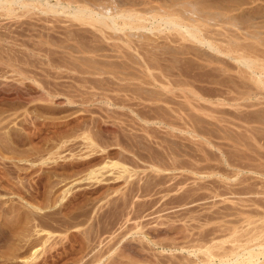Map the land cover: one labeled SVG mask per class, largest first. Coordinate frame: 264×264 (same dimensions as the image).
Masks as SVG:
<instances>
[{"label": "rangeland", "instance_id": "1", "mask_svg": "<svg viewBox=\"0 0 264 264\" xmlns=\"http://www.w3.org/2000/svg\"><path fill=\"white\" fill-rule=\"evenodd\" d=\"M163 2L164 1L156 2L157 5L162 6V8H164L163 10H168L166 8V5L168 7H170L172 5V3L170 1H165L164 3ZM184 2H186V3H184ZM188 3H189V7H186V6H188L187 5ZM173 4H174V6L172 5L171 6L172 8L171 7L170 8L174 9V10L183 11L184 7L188 8L187 9V10H189L188 12L189 13L192 12V13H191V15L189 14L190 16H188V15L187 16L188 17H194L196 19V22H200V21H198L197 18L199 15H201L202 12H203V15L207 14L209 16V17H206V19H209L212 17L217 19V21L220 19L219 20L220 22L221 21L224 22V24L221 22L223 24V26H226L225 25L226 24L225 21H227L226 19H228V20L234 19L238 29H237V27L234 29L229 24H227V27L228 26L230 27V28L228 27L229 31L232 29L230 31V33L233 31L232 34H234V32H238V34H239L238 39H240V40H238L239 43L240 44L243 43L244 45H247V44L249 45V43L250 44L255 43L254 47L256 49H259L257 51V56H258L259 51H260L259 55L261 54L262 50L264 51V44H263L264 43V0H176L175 2H173ZM190 5H193V7ZM173 7H176L178 9H175ZM179 7H180V9H179ZM192 8H194L195 10ZM193 10H194V12H193ZM196 10L198 11V13ZM22 12H24V11H22ZM22 12L19 9L14 13L15 16L11 15L12 17H10V16L7 17V15L6 16L0 15V36L2 35L1 36L2 39L0 38V40H2V41H0V58H1L0 59V117H1L0 118V125H1L0 126V264H171L172 260H173L172 264H177V263L178 264H193V263L194 264H202L201 258L203 256L199 252L201 250H199V248H197V250H196V248H192L193 244H194V246H196L198 244L199 245L202 244V242L203 243L205 242L204 244L206 245L209 238H210V240L208 242L209 244L206 246H209L210 243L213 244L215 242L214 244H217V243L219 244V243H222L221 241H223L225 246H224V244H222V245L224 246L225 249H228L231 245L230 242H228L229 237H230V241H232L231 239L234 237L232 234H234V232L235 233L238 232L237 233L238 236L235 235V237L237 236V237H241V239L242 238L245 239V240L242 239V241L240 240L242 242V244H245V242L243 243V241H246V243H247L246 239L251 237L248 235H251L252 234L251 232L254 233V231H256V227H259L258 225H260L264 221V219L261 221V219L264 217V209H263L264 204H262V201L264 200L263 199L264 198V194H263L264 193L263 192L264 191V186H263L264 184H262V183H264V174H263L264 173V170H263L264 166L262 167V165H264V136H263L264 135V125L260 124L259 121H257L256 119L253 118L254 113H255L254 114L255 116L257 115L256 112H254V111H257V113L259 112V114L261 112H263V113H261V115L264 116V88H259L258 90L253 88V91L256 90L259 94L255 91L256 95L251 96L249 99H246V100L242 99V100H239V101L234 103L232 99H233V97L234 98L236 97L235 94L234 93L233 94L232 93L227 94L228 89L226 87L220 86L217 83L214 84L213 82H216V81L219 82V80H217V79H220L221 81H223L225 77H228V74L230 72L229 76L232 75L231 77L234 79V81L237 78L236 82L239 83V81H240V84H239L240 86H242V85L244 86L245 83H246L245 86H247L248 84H250L252 86L253 83L249 80H246V81L243 80L245 83L241 84L242 79H238L236 71L234 72V70H236L235 67H237V64L232 59L230 60V58H227L226 56L219 55V57L224 58L223 61L225 60L226 63H228V64H226V66L228 65V67L229 66L230 67L235 66V67H234V69H233V67H231V71L227 72L228 74L225 73L224 76L223 75L217 76L218 73L217 74L215 72L212 73V70H211L212 67L216 68L218 66V64H212L213 66L210 65V66H208V68H205V67H207L205 65V64H207L205 61L202 60L203 61L202 62L200 60V63H199V61H198L199 59H196V57H194L195 55L193 52H195V51H193V49H192L193 52H191L190 56H189V53L186 56H185V54H181V55L177 54L176 63L178 65L176 63H174V66H175V64L177 66V67H174L173 65H171V63L174 62L176 55H173V57L174 56L175 57L173 58L174 60L172 62H171V58H172L171 55L175 54L177 52L180 53L179 49H181V45L184 46V48L186 47L185 45H187V47L185 48L186 50H187V48H190L191 47V45L189 44L190 42L187 41L185 44L180 39L174 40L178 35L176 36L174 34L176 36V37H174V35H172L174 32L172 33L171 30H169V31L167 30L169 33H171V34H168V32L166 31L167 28L166 29H165V27L163 28L162 24H157L156 21L153 20L154 15L151 13H147V12L144 13V14H146V16L143 14L144 17L146 18V23L148 22L146 24L147 27L150 28L152 26V22H153V23L157 24V25L154 24V26L163 32H160L159 30L155 29L154 26H153L154 29L151 27L150 29L146 28L144 30L143 29L139 30V34H137L138 33L137 30H134L135 32L132 30L134 33L129 31V33H131L132 35L134 34L135 37L141 38L137 41L136 38L134 37L133 39H134V41L136 40V42H133V41H128L127 39H129V38L123 39L124 37L129 36L131 38L129 40H133L131 35H129V33H127V35H125L124 33L119 32V33H116V35L118 34L116 36L115 33L112 34V32H109V31H107L108 35H106L107 34L106 32L104 34L106 35V37L109 36V38L112 36L113 39L107 40L108 38L106 39L105 37H103V36H105L104 34L101 33L103 35V36H101L99 31L94 30L95 28L94 29H93V27L89 28L90 25L89 26L83 25V24H80L79 22L73 21L72 19H71L72 20L71 21L69 17H67V16L65 17L64 15H58V16L57 15H51V14L43 15L41 13H38V11H32L33 13L32 12L22 13ZM199 12H201V13H199ZM179 13L182 14V12H179ZM179 13H177V14L179 15ZM177 14L175 16L180 18V15L178 16ZM183 14H185V13H183ZM196 14L197 15L199 14V15L197 16ZM195 15H196V17H195ZM31 16H32V18H31ZM48 16H49V18H48ZM184 16L185 15H183V17L181 16V18H180L181 21H183V20H185V18H187V16H185V17ZM65 18H67V19H65ZM182 18H184V19H182ZM199 18H200V20H202L204 18V16L202 17V15H201ZM206 19H205V21H206ZM20 20H21V22H20ZM17 21H18V23H17ZM185 21H187V20H185ZM185 21H183V22L185 23ZM35 23H36V26H35ZM70 23H71V26H70ZM200 23H202V22H200ZM212 23H213V21H212ZM221 23H220V25H221ZM150 24H151V26H150ZM52 25H53V27H52ZM159 25H160L161 29L159 28ZM27 26H28V28H26ZM37 26L39 27V29ZM223 26H221V27H223ZM68 27L70 30L68 29ZM85 27L87 28V30ZM33 28H35V29L33 30ZM214 28L218 29L217 26ZM223 28H225V30L222 29L221 31L226 32V27H223ZM48 29H50V30H48ZM148 29L150 31L151 30L152 31L150 32ZM219 29H221V28H219ZM155 30H157L158 32ZM236 30H238V31H236ZM62 33H64V35H62ZM110 33H111V35H110ZM226 33H228V31ZM241 33H242V35H241ZM5 34H7V35L5 36ZM119 34H122V35H120L121 37L119 36ZM135 34H137V36ZM162 34H164V35H162ZM243 34H245V35H243ZM34 35H35V37H33ZM75 35H76V37L74 38ZM139 35H142V36L140 37ZM21 36H23V37H21ZM52 36H53V38H52ZM56 36H57L58 40H57ZM116 37H119V39H117ZM142 37H143V40H142ZM253 37L254 38L256 37V38L254 39ZM121 38L123 40H121ZM178 38H179V36L177 37V39ZM257 38H258V40H257ZM11 39H13V40L11 41ZM44 39H45V41H44ZM144 39H145V41H144ZM260 39H262V40H260ZM69 40H71V41H69ZM167 40L173 44L169 43ZM173 40H174V42H172ZM87 41H88V43H87ZM97 41L98 42L100 41V42L98 43ZM125 41L126 42L128 41L129 44H126ZM147 41H150V42H147ZM162 41L165 45L162 43ZM175 41L176 42L181 41V43H176ZM63 42H65V44ZM82 42L86 46L83 45V47H82V44H81ZM104 42H106V43H104ZM123 42H125L126 46ZM140 42L142 44L139 45L138 43H140ZM108 43H110V44H108ZM259 43H260V45H259ZM178 44H180V45H178ZM100 45H101V47H100ZM102 45H103V47H102ZM117 45L120 47H118ZM121 45H124L125 49ZM127 45H128V48H127ZM192 45H194V44H192ZM133 47L135 48L134 49L135 51L133 50ZM140 47H142V48L139 50L138 48H140ZM175 47L179 48V49L178 48L176 49L177 52L175 50H171V49H175ZM35 48H37V49H35ZM93 48H95L96 50ZM157 48H159V49L157 50ZM160 48H162V50ZM41 50H42V52H41ZM88 50L90 52H88ZM114 50H116V52ZM138 50L140 52H142L143 54L146 52V50H147V52L149 51L150 54H152V55L154 53V55H157L156 58L159 56L158 59H159L160 63L158 62V60H156V61L159 63V65H162L161 66L162 69L157 68V67H160L158 65V63L156 64V67H154L155 63L152 65V67H154V69L151 67H148L150 65L149 62H151V61L148 62V60H146V59H148V55L146 54L147 52L145 53L147 56L145 54L143 55V56H146L147 58L145 57V58L140 59L142 57V55H141L142 53L138 54L139 53ZM186 50H184V51H186ZM172 51H174V52H172ZM207 51H208V53L210 52L209 50H207ZM74 52H76V53L74 54ZM126 52H128L129 54H127ZM149 52H148V54H149ZM166 52H167V54H166ZM170 52H172V53L170 54ZM125 53H126V55H125ZM113 54H114V56H113ZM262 54L264 55V52H262ZM262 54H261V56H263ZM62 55H63V57H62ZM69 55H70V57H69ZM129 55H130V57L128 60V59H126V57ZM135 55H136V57H135ZM160 55H162L164 57L161 56V58H160ZM178 55H180V56H178ZM83 56L86 58H84ZM138 56H141V57H138ZM2 57L4 58V60ZM185 57H187L186 58L187 60H188V57H190V58L187 61L185 59ZM69 58H71V59H69ZM262 58L264 59V56ZM143 59H145L144 61H147V62L144 63ZM179 59H181V60H179ZM195 59H196V61H195ZM58 60L60 63L58 62ZM110 60H111V62H110ZM167 60H170V61L168 62ZM18 61H20V62H18ZM67 61H69V62H67ZM80 61H82V62L80 63ZM120 61H122V63ZM225 61H224V63H225ZM37 63H38V65H37ZM124 63H125V65H124ZM138 63H140V64H138ZM146 63L148 64V66ZM168 63H170V64H168ZM186 63H187V66H184V65H186ZM203 63L205 66L203 65ZM98 64H100V66ZM151 64H152V62H151ZM193 64H197V66L193 65ZM79 65H81L82 67ZM120 65H122V66H120ZM165 65L169 68H167ZM219 65L220 66H218V67L223 66L222 64H219ZM91 66H92V68H91ZM112 66L115 67L116 69L113 68ZM134 66H135V69H134ZM180 66H181V68H180ZM18 67H20V68H18ZM36 67H38V68H36ZM88 67H90V68H88ZM102 67H103V69H100ZM109 67L110 68L112 67L115 71L112 70V68H111V70L108 69ZM131 67H133V68H131ZM163 67H166L167 69H170V70L172 69L171 67H174V69H172L173 72H176V69H177L176 73H178L180 71L183 74L190 76L189 78H191L193 80L194 88L196 87L195 89H193V91L197 94H199V92H200L199 95L201 96V98L197 97V96H199L197 94H196L197 96L195 95L197 97L196 98L194 96V94H192L193 92L190 93V95H191L190 97H192L191 99H193V100H194V98H195V100L197 99L195 102L193 100H191V105H190L191 107L189 106L190 108L187 107L188 106L187 104L184 105L186 107L182 106V104L181 105L178 104V103H180L181 100L183 101V99H182L183 96L178 94L179 90H180L179 93L182 92V90H181L182 88H180V89L177 88L178 90L173 89V88L167 90L166 89L167 85L166 86L163 85L164 82H166L165 79L162 81H160L161 78H159V79L157 78L158 80L154 79L155 76L156 77L158 76V72L160 73L159 69L163 70ZM186 67H187V69H186ZM192 67H194V68H192ZM75 68H77V70ZM128 68H129V70H128ZM195 68H197V69H195ZM99 69L101 70V72ZM157 69L159 71H156ZM180 69H182V71ZM190 69H192V70H190ZM132 70L133 71L135 70V71L133 72ZM150 70H152V71L150 72ZM164 70H166V69H164ZM194 70H195V72H194ZM52 71H54V72H52ZM91 71H95V72L92 73ZM106 71L109 73L105 74ZM119 71H120V73H119ZM208 71H210V72H208ZM27 72H29V73H27ZM110 72H111V74H110ZM141 72H143V73H141ZM198 73H200V74L198 75ZM38 74H39V76H38ZM124 74H127L128 77ZM131 74L132 75L135 74L134 75L135 77L133 78V76H131ZM154 74H156V75H154ZM68 75H69V77H68ZM114 75H116V76H114ZM213 75H214V77H213ZM11 76H12V78H11ZM81 76H82V78H81ZM120 76H121V78H120V80H118ZM193 76H195V77H193ZM234 76H236V78H234ZM32 77H34V78H32ZM46 77H48V78H46ZM115 77H117V78H115ZM143 77H144V79H142ZM220 77L221 78L223 77V78L221 79ZM88 78H89V80H88ZM197 78H199V79H197ZM85 79H87V80H85ZM95 79L97 81H95ZM105 79H106V81H105ZM153 80H156L158 82L153 81ZM197 80H199V82L203 81L200 83L204 86H201V84ZM210 80H211V82H209L210 83L209 84L208 81H210ZM91 81H92V83H91ZM146 81H148L149 83ZM159 81L162 82L163 84L159 83ZM6 82H7V84H6ZM113 82H114V84H113ZM150 82H154V84H152V83L150 84ZM126 83L128 84V86ZM138 83L140 86L138 85ZM11 84H12V86H11ZM53 84H55V85H53ZM75 85L78 86V88ZM85 85H86V87H85ZM66 86H67V88H66ZM114 86H116V87H114ZM121 86L126 90H123V88ZM136 87H138V88L140 87L139 88L140 90L137 89L138 91H136V89H134ZM156 87H158V90H156L157 89ZM199 87L201 88L203 93ZM127 88L129 89L130 92L128 91ZM117 89H119V90H117ZM159 89H161L163 92ZM222 89H225L227 91V92L225 91L227 94V97H226L227 99H228V95L230 96L232 94L230 96L231 100H229L230 98L226 101L224 100V99H226L224 97L226 95H225L224 90L222 91ZM250 89L252 90V88H250ZM84 90H86V91H84ZM121 90H123V91H121ZM154 90L162 92L161 93L162 96H161V94H158V92H155ZM169 90H172V91H170L172 93H170ZM204 90H205V92H204ZM245 90H246V88H244V91ZM248 90L249 89L247 87V91ZM62 91H63V93H61ZM133 91L134 92L136 91L139 93L136 94V92L134 93ZM141 91H143V92H141ZM166 91L170 94L175 95V96L172 97L173 95L168 94ZM173 91L175 92V94ZM164 92H165L166 98H165V95L163 94ZM67 93H69V94H67ZM106 93H108V94H106ZM123 93H125V94H123ZM155 93L157 95H160L157 99H155L157 97V95ZM221 93L224 94V96ZM13 94L15 96H13ZM65 94H66V96H65ZM119 94H121V95H119ZM126 94H127V97L125 96ZM177 94L179 96H181L182 98L181 97L178 98ZM130 95H131V97H130ZM116 96H117V100H116ZM121 96L123 98H121ZM124 96H125V98H124ZM144 96L147 98H144ZM169 96H171V97H169ZM13 97H14V99H13ZM118 97L120 98V100L118 99ZM175 97H177L179 100ZM221 97H223L224 99L221 100ZM71 98H72V100H71ZM149 98H151V99H149ZM162 98H163L164 102H163ZM167 98H171L170 99L171 101H168L169 99H167ZM17 99H18V101H17ZM112 99H113V101H112ZM122 99H124V100H122ZM157 100H158V102H157ZM172 100L173 101L175 100L174 103L172 102ZM121 101L124 102V105ZM132 101H133V103H132ZM166 101L169 103L172 102L173 104L172 103L169 104ZM184 101L182 102L183 104L185 103ZM127 102H129V103H127ZM135 102H138L139 104H137ZM153 102H155V103H153ZM192 102H193V105H192ZM207 102L210 103L209 106H208ZM117 103H118V105H117ZM121 103H122V105H121ZM197 103H199V104L202 103V104H200L201 105L200 106ZM242 103H245V104H242ZM251 103H252V106H251ZM261 103H263V105ZM158 104L161 106L164 105V106H162V108H163L162 110H161V106L159 107ZM211 104H213V106ZM234 104L235 105L240 104V106L241 105H245V106H241V107L239 106L238 107V108H240V110H239L238 108H236L237 105L235 106ZM155 105H157L158 108H156ZM177 105H178V107H177ZM143 106H144V108H143ZM153 106L155 108H153ZM192 106L194 107V109ZM146 107H148V108H146ZM179 107H181L182 109H179ZM195 107H197V108H195ZM204 107L205 108L207 107V108L204 109ZM208 107H209V109H208ZM213 107H215V108L213 109ZM152 108H153V110H151ZM186 108L188 109V112H187ZM219 108H222V111H224V112H222L221 109H219ZM89 109H90V111H89ZM111 109H112V111H111ZM147 109L149 112H147ZM155 109H160V110H155ZM164 109H166V110H164ZM176 109L178 110L177 113L175 111ZM189 109H192V110H189ZM201 109H202V111H201ZM215 109H216V112H214V115L216 113L215 116L218 120L215 118V116L213 115V112H212V111H215ZM236 109L239 112H236ZM123 110H124V112H123ZM181 110H183V111H181ZM209 110H210V112H209ZM225 110H226V115H225ZM141 111H143V112H141ZM153 111L156 114H154ZM184 111H186V114L189 115V117L185 114ZM206 112H207V114H206ZM217 112H219V114ZM232 112H234V113H232ZM147 113H149V114H147ZM183 113L185 114V117H184ZM240 113H241V115H240ZM249 113H251L252 115ZM110 114H112V115L110 116ZM177 114H179V115H177ZM180 114L181 115L183 114V115L181 116ZM237 114H239V115H237ZM248 115H250V116H248ZM179 116L182 118H180ZM242 116L243 117L246 116V118L244 117V119H243ZM202 117L203 118L205 117V118L203 119ZM251 117L256 121L253 122L254 120ZM192 118H194L195 120ZM3 119H5V120H3ZM238 119L241 120V122ZM246 119L248 121L250 120V122L246 121ZM251 119H252V121H251ZM123 121H124V123H123ZM170 121L173 122L172 123L173 127L170 126L171 125ZM201 122H202V124H201ZM232 122H234V123H232ZM242 122H244V123H242ZM251 122H253L254 124ZM130 124L133 126V129H132V126ZM141 124L143 125V127ZM179 124H181V125H179ZM233 125H235V126H233ZM255 125H257V126H255ZM224 126H226V127H224ZM191 127H193V128H191ZM119 128L121 129V132H120ZM196 128L198 130H196ZM216 128H218V129H216ZM246 128H248V129H246ZM252 128H253L254 132L252 131ZM126 129H129V130H126ZM222 129H223V131H219ZM135 130H136V132H135ZM155 130H157V131H155ZM192 131H194V132L197 131V132L194 133ZM198 131H200V133ZM151 132L153 135L150 134ZM168 132H169V134H168ZM204 132H205V134H203ZM225 132H227V133H225ZM236 132H238V133H236ZM224 133H225V135H224ZM248 133H249V135H248ZM231 134H233V135H231ZM31 135L34 137L32 138ZM147 135H148V137H146ZM165 135H166V137H165ZM182 135H183V137H182ZM222 135H224V136L222 137ZM247 135L250 136V138L247 137ZM97 136L100 137V139H97L98 138ZM142 136H144V137H142ZM176 136H178V137L176 138ZM254 136L257 138L255 139ZM93 137H94V139H93ZM118 137H119V139H118ZM145 137H146V139H145ZM195 137H197V138L195 139ZM127 138H129L130 141ZM143 138H144V140H143ZM85 139H87L88 141H86ZM258 139H259V141H258ZM104 140H107V142ZM113 140H114V142H113ZM136 140L138 141L139 144L136 142ZM246 140H248V142ZM151 141H153V143ZM236 141L238 143H236ZM250 141H251V143H250ZM111 142H112V145H111ZM141 142H142V144H141ZM187 142L189 144H187ZM206 143H207V145H206ZM178 144L180 145V147ZM212 144H215V145H212ZM146 145H148V146H146ZM164 145H165V147H164ZM221 145L225 146V148L221 149L222 148ZM253 145H255L256 147ZM106 146H108V147H106ZM144 147H145V149H143ZM253 147H254V149H253ZM165 148H168L169 151H167L168 149H165ZM181 148H183V149H181ZM174 149H175V151H174ZM228 149H229V151H228ZM136 150H137V152H136ZM205 150H206V152H203ZM239 150H241V152ZM170 151L172 154L168 153ZM105 152H106V154H105ZM120 152H123V153H120ZM156 152H157V154H156ZM212 152L214 155L211 154ZM235 153L237 155L239 154V156H237ZM241 153H243V154H241ZM181 154H182V156H181ZM233 154H234V156H233ZM118 155H119V157H118ZM218 155H221V156H218ZM235 155H236V157H235ZM171 156H172V158H171ZM229 156H230V158H229ZM240 156H243V158H240ZM244 156H245V158H244ZM156 157H157V159H156ZM213 157H215V158H213ZM252 157H254V160L252 159ZM177 158H178V160H177ZM179 158L181 161L179 160ZM200 159L205 160V161H201ZM214 159H217V160H214ZM246 159H248V160H246ZM250 159H252L253 161ZM144 160H146V161L149 160V162H146ZM157 160H159V161H157ZM237 160L239 162H237ZM240 160H242L243 163ZM151 161H152V163H151ZM199 161H201V162H199ZM175 162L178 164H176ZM189 162H190V164H189ZM207 162L208 163L210 162L212 164H210V163L208 164ZM185 164H188L187 166H189V165L190 166L187 167ZM242 164L245 165L247 168L244 167ZM169 165H171L173 167H174V165H176L178 170L177 169L170 170L172 168ZM240 165H241V167H240ZM183 166H184V168H183ZM191 166H192V169H191ZM215 166H217V167L213 168ZM162 167L164 169H162ZM180 167H181V169H180ZM168 168H170V169H168ZM206 168H208V169H206ZM226 168H227V170H226ZM194 170H196V171L198 170L199 172L197 171L198 172L197 173ZM202 171H204V172L206 171V172L204 173ZM230 172H231V174H230ZM249 175H250V177H249ZM174 176L176 177V180L178 182H176V180L173 179V178H175ZM251 176H253L252 177L253 180L251 179ZM255 176H258V177L256 178ZM152 177H153V179H152ZM213 178L215 180H213ZM238 178H240V180ZM172 181H174V182H172ZM258 181H260V182H258ZM195 183H196V185H195ZM159 184H160V186H159ZM172 185H173V188H172ZM246 185H248V186H246ZM261 185H262V187H261ZM151 186L152 187L154 186V187L152 188ZM226 186H227V188H226ZM192 188H193V190H192ZM209 188L210 189L214 188V189L210 190ZM255 188H257V189H255ZM148 189H149V191H148ZM153 189H155V190L153 191ZM187 189L189 191H187ZM166 191H167V193H166ZM258 191H260V192H258ZM154 192H156V193H154ZM219 192H221V193H219ZM205 194H206V196H205ZM218 194H220V195H218ZM203 195L205 197H203ZM244 195L246 197H244ZM260 195H262V196H260ZM251 196H252V198H251ZM237 197H239V198H237ZM240 197H241V199H240ZM202 198H204V199H202ZM233 198H236V199H233ZM245 198H246V200H245ZM157 199H159V200H157ZM237 200L238 201L242 200V201L240 203ZM250 200L251 201L253 200L252 202H255L256 204L252 203ZM192 201H193V203H192ZM235 201H236V203H235ZM246 201H249V203ZM155 202H157V203H155ZM243 202H244V204H242ZM259 204H260V206H259ZM262 206H263V208H262ZM239 208H241V209H239ZM250 210H251V212H250ZM259 211L262 212L263 214L259 213ZM245 212H247V213H245ZM255 212H257V213H255ZM186 213L189 215H187ZM228 213H230V214H228ZM214 214L216 215V217L214 216ZM220 214H223V215L221 216ZM236 214H238V215H236ZM205 215H207V216H205ZM236 217L237 218L239 217L238 218L239 220ZM227 218H229V220ZM235 218H236V220H235ZM257 218H259L260 220ZM212 219H214V220H212ZM227 220H228V222H226ZM252 220H253V222H252ZM211 221L212 222L214 221L215 223L214 222L212 223ZM203 222H205V223H203ZM232 225H234V226H232ZM247 225L249 227H247ZM250 226H252V227H250ZM261 226L262 227L264 226V222L261 224ZM228 227H230V228H228ZM236 227L238 229L237 231H236ZM167 228H168V230H167ZM211 228H214V229L216 228V229L214 230ZM232 228H233V230H232ZM250 228H251V231H250ZM201 230L204 232H202ZM227 231H228V234H227ZM243 231H245L247 234H245ZM197 232H199L200 234H198ZM190 233H191V235H190ZM248 233H251V234H248ZM263 234H264V232L262 233V235ZM213 235H215V236L213 237ZM217 235H218V237H217ZM231 235L233 236L232 238H231ZM245 235L248 237L246 238ZM203 237H205V238H203ZM212 237L215 239H213ZM263 237H264V235H263ZM263 237H261V238H263ZM220 238H223V240L221 239V241H220ZM203 239H207V241L203 240ZM237 239L239 240V238H237ZM192 240H194V241H192ZM216 241H217V243H216ZM218 241H220V242H218ZM172 242H173V244H172ZM193 242H195V243H193ZM225 242H227V243H225ZM179 243H181V244H179ZM248 246H249V244H248ZM231 247H232V245H231ZM181 248H183V249H181ZM195 251L197 252L196 255H195ZM173 256H175V257H173ZM262 261H263V259H260V262H262ZM181 262H183V263H181Z\"/></svg>", "mask_w": 264, "mask_h": 264}, {"label": "bare ground", "instance_id": "2", "mask_svg": "<svg viewBox=\"0 0 264 264\" xmlns=\"http://www.w3.org/2000/svg\"><path fill=\"white\" fill-rule=\"evenodd\" d=\"M162 2V1H170L171 3H172V5L174 6V4H173V2H175L176 0H0V15L2 16V15H4V16H6L7 15V17H12V16H15L14 15V13L17 11V10H21V12L22 11H24V12H26V13H30V12H32V11H38V13H41V14H43V15H49V14H51V15H64L65 17L67 16V17H69L70 18V20L72 19L73 21H76V22H79L80 24H83V25H90L89 26V28L91 27H93V29L94 30H96V31H99L100 32V34L102 33V34H104L105 32L107 33L106 35H108V32L107 31H109V32H112V34H114L115 33V35H116V33H124L125 35H127V33H129V31L130 32H133L134 30H137V34H139V30H144V29H146V28H149V27H147V23H146V18L144 17V15L146 16V14H144V13H151V14H153L154 15V21H156V23L157 24H162L163 25V28L165 27V29H166V31L168 30H171L172 31V35H178L179 36V38L177 39V37L174 35V37H176L174 40H182L185 44H186V42L188 41V42H190L189 44L191 45V47L190 48H187V50L185 49L186 47H187V45H185L186 47L184 48V46H182L181 45V49H179L178 47V49L180 50V53L179 52H177L176 51V47H175V49H171V50H175L177 53H175V54H172L171 55V62L174 60L173 58L175 57H173V55H176V58H175V60H174V62L173 63H171V65H173L174 66V63H176V60H177V54H185V56L189 53V56H190V54H191V52H193V51H195V52H193L194 53V57H196V59H199L198 61H199V63H200V60L202 61H205L207 64H205L207 67H205V68H208V66H210V65H212V64H218V66H220L219 64H222L223 66L222 67H218L217 65V67L216 68H213L212 66V73L213 72H215L216 74H217V76L218 75H223L224 76V74L225 73H227V72H229V71H231V67H233V69H234V67L235 66H229L228 67V65L226 66V64H228V63H226V61H225V63H224V61H223V57L221 58V57H219V55H221V56H226L227 58H230V60L232 59L236 64H237V67H235L236 68V70H234V72L236 71V73H237V77H238V79H242V83L241 84H243V83H245L243 80H249V81H251L252 83H253V85L251 86L250 84H248L247 86H245V84H244V86L242 87V86H240L239 84H240V81H239V83H237L236 82V76H234V78H236L235 79V81H234V79L231 77L232 75H230L229 76V74H230V72H229V74H228V77H225L224 78V80L223 81H221L220 79H217V80H219V82L218 81H216V82H213L214 84L215 83H217V84H219L220 86H224V87H226L228 90V92L225 90V89H222V91L224 90V92L226 91L227 92V94L228 93H234L235 94V98L233 97V102L235 103V102H237V101H239V100H242V99H244V100H246V99H249L251 96H254V95H256L255 93L257 92L256 90H258L259 88H264V59L262 58L264 55L262 54V52H264L263 50H262V52H261V54L263 55V56H261V54L259 55V52H258V56L260 57H258L257 56V51L259 50V49H256L255 47H254V44H250L249 43V45L247 44V45H244L242 42V44H240L239 43V41L238 40H240V39H238V37H239V34H238V32H234V34H232V32L230 33V31L232 30H228L229 28L227 27V24H229V25H231V27H233L234 29L237 27L236 26V22H235V20L233 21V20H228V19H226L227 21H225L226 22V26H223V24H224V22L223 21H217V19H215L214 17H212V18H209V19H206V17H209L207 14H205V15H203V12L201 13V12H199V13H201V15H202V17L204 16V22L202 21V20H200V16L201 15H197L198 16V21H200V22H202V23H200V22H196V19L194 18V17H188V16H190L191 15V13H189L188 11L189 10H187L188 8H186V7H189V3L187 4L188 6H186V7H184V9H183V11H178V10H174V9H171L172 7V5L170 6V7H168L166 4V8L168 9V10H163L164 8H162V6H159V5H157L156 4V2ZM163 2V3H164ZM177 3V2H176ZM184 3H186V2H184ZM160 4V3H159ZM182 4V3H181ZM161 5V4H160ZM163 5V4H162ZM180 5V4H179ZM185 6V5H184ZM190 6H192L193 7V5H190ZM177 7V6H176ZM176 7H173V8H175V9H178V8H176ZM182 8V7H181ZM179 9H180V7H179ZM192 9H194V8H192ZM195 10V9H194ZM194 10H193V12H194ZM191 11V10H190ZM197 11V10H196ZM24 12H22V13H24ZM179 12H182V14H180ZM33 13V12H32ZM177 13H179V15H180V18H181V16L183 17V15H185V16H187V18H185V20H187V21H185V20H183V21H185V23L183 22V21H181V19L179 18V17H176L175 15L177 14ZM183 13H185V14H183ZM196 13V12H195ZM194 13V14H195ZM197 13H198V11H197ZM18 14V13H17ZM35 14V13H34ZM144 14V15H143ZM190 14V15H189ZM209 14V13H208ZM12 15V16H11ZM19 15V14H18ZM150 15V14H149ZM152 15V16H153ZM178 15V14H177ZM178 15V16H179ZM193 15V14H192ZM196 15H195V17H196ZM3 16V17H4ZM37 16V15H36ZM184 16V17H185ZM42 17V16H41ZM62 17V16H61ZM19 18V17H18ZM21 18V17H20ZM31 18H32V16H31ZM48 18H49V16H48ZM51 18V17H50ZM54 18V17H53ZM58 18V17H57ZM148 18V17H147ZM220 18V17H219ZM232 18V17H231ZM234 18V17H233ZM17 19V18H16ZM29 19V18H28ZM36 19V18H35ZM65 19H67V18H65ZM149 19V18H148ZM182 19H184V18H182ZM205 19H206V21H205ZM236 19V18H235ZM8 20V19H7ZM6 20V21H7ZM56 20V19H55ZM71 20V21H72ZM222 20V19H221ZM29 21V20H28ZM27 21V22H28ZM54 21V20H53ZM70 21V22H71ZM212 21H213V23H212ZM237 21V20H236ZM20 22H21V20H20ZM33 22V21H32ZM219 22V23H218ZM17 23H18V21H17ZM31 23V22H30ZM45 23V22H44ZM151 23V22H150ZM156 23H153L152 22V26H151V24H150V26L153 28V26H154V24H156ZM220 23H221V25H220ZM56 24V23H55ZM79 24V25H80ZM156 24V25H157ZM7 25V24H6ZM26 25V24H25ZM30 25V24H29ZM38 25V24H37ZM54 25V24H53ZM53 25H52V27H53ZM73 25V24H72ZM82 25V26H83ZM35 26H36V23H35ZM65 26V25H64ZM70 26H71V23H70ZM218 27V29H216V28H214V27ZM221 26H223V27H226V32L228 31V33H226L225 31H221L222 29L223 30H225V28H223V27H221ZM12 27V26H11ZM38 27V26H37ZM51 27V28H52ZM76 27V26H75ZM150 27V28H151ZM155 27V26H154ZM158 27V26H157ZM7 28V27H6ZM26 28H28V26L26 27ZM49 28V27H48ZM63 28V27H62ZM86 28V27H85ZM149 28V29H150ZM159 28H160V25H159ZM219 28H221V29H219ZM18 29V28H17ZM35 28H33V30H34ZM38 29H39V27H38ZM42 29V28H41ZM57 29V28H56ZM68 29H69V27H68ZM73 29V28H72ZM78 29V28H77ZM83 29V28H82ZM92 29V30H93ZM148 29V30H149ZM154 29V28H153ZM155 29H157V30H159L158 28H156L155 27ZM161 29V28H160ZM237 29H238V27H237ZM19 30V29H18ZM48 30H50V29H48ZM70 30V29H69ZM86 30H87V28H86ZM133 30V31H132ZM157 30H155V31H157ZM163 30V29H162ZM5 31V30H4ZM10 31V30H9ZM12 31V30H11ZM36 31V30H35ZM40 31V30H39ZM54 31V30H53ZM80 31V30H79ZM128 31V32H127ZM147 31V30H146ZM150 31V30H149ZM152 31V30H151ZM150 31V32H151ZM160 32H163V31H161V30H159ZM167 31V32H168ZM235 31V30H234ZM236 31H238V30H236ZM240 31V30H239ZM14 32V31H13ZM19 32V31H18ZM64 32V31H63ZM66 32V31H65ZM73 32V31H72ZM75 32V31H74ZM89 32V31H88ZM98 32V33H99ZM135 32V31H134ZM133 32V33H134ZM158 32V31H157ZM165 32V31H164ZM12 33V32H11ZM32 33V32H31ZM57 33V32H56ZM60 33V32H59ZM97 33V32H96ZM156 33V32H155ZM237 33V34H236ZM13 34V33H12ZM22 34V33H21ZM24 34V33H23ZM54 34V33H53ZM101 34V36H103ZM137 34H135L136 36H137ZM145 34V33H144ZM168 34H171V33H169L168 32ZM4 35V34H3ZM7 34H5V36H6ZM17 35V34H16ZM31 35V34H30ZM29 35V36H30ZM49 35V34H48ZM61 35V34H60ZM62 35H64V33H62ZM71 35V34H70ZM105 35V34H104ZM106 35L105 36H103V37H105L107 40H110V39H113V37L111 38H109V36H107L106 37ZM110 35H111V33H110ZM118 35V34H117ZM116 35V36H117ZM120 35H122V34H119V36ZM129 35H131V37H132V39L135 37L134 36V34L132 35L131 33H129ZM152 35V34H151ZM154 35V34H153ZM162 35H164V34H162ZM238 35V36H237ZM241 35H242V33H241ZM243 35H245V34H243ZM2 36V35H1ZM1 36H0V38H1ZM10 36V35H9ZM38 36V35H37ZM42 36V35H41ZM44 36V35H43ZM79 36V35H78ZM92 36V35H91ZM94 36V35H93ZM100 36V35H99ZM140 37L142 36V35H139ZM138 36V37H139ZM169 36V35H168ZM167 36V37H168ZM16 37V36H15ZM18 37V36H17ZM21 37H23V36H21ZM33 37H35V35L33 36ZM70 37V36H69ZM76 37V35L74 36V38ZM115 37V36H114ZM121 37V36H120ZM241 37V36H240ZM247 37V36H246ZM12 38V37H11ZM40 38V37H39ZM44 38V37H43ZM52 38H53V36H52ZM56 38H57V36H56ZM64 38V37H63ZM82 38V37H81ZM95 38V37H94ZM117 39H119V37H116ZM126 38H129V39H131L129 36L128 37H124L123 39H126ZM136 38V40L138 41L139 39H141V38H137V37H135ZM145 38V37H144ZM169 38V37H168ZM167 38V39H168ZM254 38V37H253ZM256 38V37H255ZM254 38V39H255ZM2 39V38H1ZM4 39V38H3ZM8 39V38H7ZM16 39V38H15ZM32 39V38H31ZM42 39V38H41ZM46 39V38H45ZM45 39H44V41H45ZM122 38H121V40H123ZM129 39H127L128 41H133V42H136V40L134 41V39L133 40H129ZM155 39V38H154ZM153 39V40H154ZM244 39V38H243ZM247 39V38H246ZM253 39V40H254ZM263 39V38H262ZM262 39H260V40H262ZM9 40V39H8ZM13 39H11V41H12ZM17 40V39H16ZM22 40V39H21ZM34 40V39H33ZM57 40H58V38H57ZM67 40V39H66ZM76 40V39H75ZM87 40V39H86ZM142 40H143V37H142ZM174 40L172 41V42H174ZM257 40H258V38H257ZM0 41H2V40H0ZM19 41V40H18ZM36 41V40H35ZM47 41V40H46ZM62 41V40H61ZM69 41H71V40H69ZM93 41V40H92ZM126 42V44H129V42ZM144 41H145V39H144ZM152 41V40H151ZM160 41V40H159ZM168 41V40H167ZM39 42V41H38ZM37 42V43H38ZM43 42V41H42ZM49 42V41H48ZM78 42V41H77ZM84 42V41H83ZM83 42L81 43L82 44V47H83ZM86 42V41H85ZM98 42V41H97ZM100 42V41H99ZM98 42V43H99ZM125 42H123L124 44H125ZM147 42H150V41H147ZM157 42V41H156ZM169 42V41H168ZM176 42V41H175ZM260 42V41H259ZM53 43V42H52ZM64 44H65V42H63ZM87 43H88V41H87ZM91 43V42H90ZM104 43H106V42H104ZM112 43V42H111ZM119 43V42H118ZM154 43V42H153ZM162 43H163V41H162ZM169 43H171V42H169ZM176 43H181V41H177ZM224 43V44H223ZM263 43V42H262ZM9 44V43H8ZM12 44V43H11ZM36 44V43H35ZM43 44V43H42ZM45 44V43H44ZM48 44V43H47ZM46 44V45H47ZM108 44H110V43H108ZM113 44V43H112ZM117 44V43H116ZM121 44V43H120ZM119 44V45H120ZM126 44H125V46H126ZM139 45L140 44H142L141 42L140 43H138ZM164 44V43H163ZM168 44V43H167ZM171 44H173V43H171ZM175 44V43H174ZM188 44V45H189ZM192 44H194V45H192ZM246 44V43H245ZM264 44V43H263ZM18 45V44H17ZM90 45V44H89ZM94 45V44H93ZM135 45V44H134ZM151 45V44H150ZM165 45V44H164ZM178 45H180V44H178ZM189 45V46H190ZM259 45H260V43H259ZM262 45V44H261ZM21 46V45H20ZM63 46V45H62ZM76 46V45H75ZM84 46H86V45H84ZM111 46V45H110ZM118 46V45H117ZM121 46H123L124 47V49H125V46L124 45H121ZM133 46V45H132ZM158 46V45H157ZM161 46V45H160ZM188 46V47H189ZM2 47V46H1ZM7 47V46H6ZM59 47V46H58ZM68 47V46H67ZM66 47V48H67ZM94 47V46H93ZM100 47H101V45H100ZM102 47H103V45H102ZM113 47V46H112ZM118 47H120V46H118ZM154 47V46H153ZM162 47V46H161ZM172 47V46H171ZM43 48V47H42ZM45 48V47H44ZM47 48V47H46ZM86 48V47H85ZM117 48V47H116ZM122 48V47H121ZM127 48H128V45H127ZM142 47H140V48H138L139 50L141 49ZM167 48V47H166ZM259 48V47H258ZM35 49H37V48H35ZM51 49V48H50ZM68 49V48H67ZM81 49V48H80ZM88 49V48H87ZM93 49H95V48H93ZM103 49V48H102ZM123 49V50H124ZM130 49V48H129ZM135 48L133 47V50H134ZM145 49V48H144ZM151 49V48H150ZM159 48H157V50H158ZM161 50H162V48H160ZM168 49V48H167ZM183 49V50H182ZM192 49H193V51H192ZM3 50V49H2ZM40 50V49H39ZM43 50V49H42ZM42 50H41V52H42ZM83 50V49H82ZM96 50V49H95ZM94 50V51H95ZM98 50V49H97ZM104 50V49H103ZM112 50V49H111ZM138 50V51H139ZM156 50V51H157ZM184 50H186V51H184ZM207 50H209L210 52L208 53V51ZM27 51V50H26ZM34 51V50H33ZM32 51V52H33ZM49 51V50H48ZM47 51V52H48ZM52 51V50H51ZM50 51V52H51ZM64 51V50H63ZM107 51V50H106ZM115 52H116V50H114ZM118 51V50H117ZM120 51V50H119ZM122 51V50H121ZM127 51V50H126ZM130 51V50H129ZM128 51V52H129ZM135 51V50H134ZM137 51V50H136ZM165 51V50H164ZM170 51V50H169ZM182 51V52H181ZM31 52V53H32ZM46 52V51H45ZM56 52V51H55ZM78 52V51H77ZM88 52H90L89 50H88ZM93 52V51H92ZM97 52V51H96ZM128 52H126L127 54H129ZM146 52H147V50H146ZM145 52V53H146ZM149 52V51H148ZM148 52L146 53L147 55H148V59H146V60H148V62L149 61H151L152 62V64H151V62H149L150 63V65L148 66V64H147V66L148 67H151V68H153L154 69V67H156V64L159 62V59H158V57L156 58V56L157 55H154V53H153V55L152 54H150V52H149V54H148ZM155 52V51H154ZM172 52H174V51H172ZM172 52H170V54L172 53ZM24 53V52H23ZM62 53V52H61ZM76 52H74V54H75ZM126 53H125V55H126ZM140 53H142V52H140L139 51V53L138 54H140ZM144 53V54H145ZM152 53V52H151ZM159 53V52H158ZM22 54V53H21ZM45 54V53H44ZM69 54V53H68ZM124 54V53H123ZM134 54V53H133ZM143 53L141 54L142 55V57L141 56H138V57H141L140 59H142V58H145L146 56H143L144 55ZM157 54V53H156ZM163 54V53H162ZM165 54V53H164ZM166 54H167V52H166ZM43 55V54H42ZM67 55V54H66ZM90 55V54H89ZM119 55V54H118ZM132 55V54H131ZM159 55V54H158ZM180 55H178V56H180ZM2 56V55H1ZM49 56V55H48ZM53 56V55H52ZM107 56V55H106ZM113 56H114V54H113ZM133 56V55H132ZM161 56L162 55H160V58H161ZM168 56V55H167ZM183 56V55H182ZM9 57V56H8ZM17 57V56H16ZM37 57V56H36ZM59 57V56H58ZM62 57H63V55H62ZM68 57V56H67ZM69 57H70V55H69ZM73 57V56H72ZM84 57V56H83ZM82 57V58H83ZM93 57V56H92ZM99 57V56H98ZM129 57H130V55L129 56H127L126 57V59H128L129 60ZM135 57H136V55H135ZM162 57H164V56H162ZM3 58V57H2ZM20 58V57H19ZM51 58V57H50ZM77 58V57H76ZM84 58H86V57H84ZM132 58V57H131ZM134 58V57H133ZM147 58V57H146ZM187 57H185V59H186ZM189 58L190 57H188V60H189ZM1 59V58H0ZM9 59V58H8ZM25 59V58H24ZM27 59V58H26ZM38 59V58H37ZM64 59V58H63ZM69 59H71V58H69ZM88 59V58H87ZM137 59V58H136ZM163 59V58H162ZM165 59V58H164ZM168 59V58H167ZM192 59V58H191ZM196 59H195V61H196ZM3 60H4V58H3ZM12 60V59H11ZM19 60V59H18ZM53 60V59H52ZM61 60V59H60ZM67 60V59H66ZM114 60V59H113ZM120 60V59H119ZM145 59H143V61H144ZM156 60H158V62L156 61ZM179 60H181V59H179ZM187 60V59H186ZM185 60V61H186ZM187 60V61H188ZM193 60V59H192ZM54 61V60H53ZM73 61V60H72ZM136 61V60H135ZM162 61V60H161ZM168 62L170 61V60H167ZM202 61V62H203ZM9 62V61H8ZM17 62V61H16ZM18 62H20V61H18ZM38 62V61H37ZM40 62V61H39ZM58 62H59V60H58ZM65 62V61H64ZM67 62H69V61H67ZM82 61H80V63H81ZM87 62V61H86ZM110 62H111V60H110ZM118 62V61H117ZM116 62V63H117ZM121 63H122V61H120ZM125 62V61H124ZM129 62V61H128ZM127 62V63H128ZM145 62H147V61H144V63ZM166 62V61H165ZM178 62V61H177ZM190 62V61H189ZM2 63V62H1ZM14 63V62H13ZM22 63V62H21ZM26 63V62H25ZM51 63V62H50ZM57 63V62H56ZM60 63V62H59ZM155 63V64H154ZM160 63V62H159ZM159 63H158V65H159ZM9 64V63H8ZM47 64V63H46ZM55 64V63H54ZM62 64V63H61ZM65 64V63H64ZM69 64V63H68ZM67 64V65H68ZM85 64V63H84ZM95 64V63H94ZM97 64V63H96ZM103 64V63H102ZM109 64V63H108ZM119 64V63H118ZM130 64V63H129ZM132 64V63H131ZM138 64H140V63H138ZM154 64V67H152V65ZM166 64V63H165ZM168 64H170V63H168ZM177 64V63H176ZM176 64H175V66L174 67H177L176 66ZM33 65V64H32ZM37 65H38V63H37ZM63 65V64H62ZM73 65V64H72ZM92 65V64H91ZM99 66H100V64H98ZM105 65V64H104ZM103 65V66H104ZM115 65V64H114ZM124 65H125V63H124ZM167 65V64H166ZM165 65V66H166ZM178 65V64H177ZM190 65V64H189ZM193 65H196L197 66V64H193ZM192 65V66H193ZM201 65V64H200ZM203 65H204V63H203ZM204 65V66H205ZM230 65V64H229ZM233 65V64H232ZM4 66V65H3ZM19 66V65H18ZM46 66V65H45ZM79 66H81V65H79ZM102 66V65H101ZM109 66V65H108ZM107 66V67H108ZM118 66V65H117ZM116 66V67H117ZM120 66H122V65H120ZM127 66V65H126ZM146 66V65H145ZM144 66V67H145ZM160 67H157V68H161V66L162 65H159ZM170 66V65H169ZM184 66H187V63H186V65H184ZM183 66V67H184ZM6 67V66H5ZM41 67V66H40ZM68 67V66H67ZM75 67V66H74ZM73 67V68H74ZM82 67V66H81ZM106 67V66H105ZM113 67V66H112ZM111 67V68H112ZM129 67V66H128ZM147 67V68H148ZM167 67V66H166ZM163 67V70H161V69H159L160 70V73L158 72V76L156 77H154V79H159V78H161L160 79V81H162V80H164L165 79V81L166 82H164V84L162 83V82H160L159 81V83H162L163 85H167L166 86V89L168 90V89H171V88H173V89H177V88H182L181 90H182V92H180L179 93V91H178V94L179 95H182L183 96V98L181 97V96H179L178 94V98L179 97H181L182 99H183V101L185 102L184 104L180 101V103H178L177 101V103L178 104H182V106H184L185 104H187L188 106L187 107H189L190 105H191V100H193V99H191L192 97H190L191 95H190V93H192V94H194V96L197 94V93H195L194 91H193V89H195L194 88V83H193V80L191 79V78H189L190 76H188V75H185V74H183L182 72H178V73H176L177 72V69H176V72H173V70L172 69H174V67H171L172 69L170 70V69H167V68H169V67ZM199 67V66H198ZM18 68H20V67H18ZM25 68V67H24ZM36 68H38V67H36ZM62 68V67H61ZM88 68H90V67H88ZM87 68V69H88ZM91 68H92V66H91ZM98 68V67H97ZM96 68V69H97ZM111 68L109 67L108 69H110L111 70ZM113 68H115V67H113ZM112 68V70H114ZM123 68V67H122ZM131 68H133V67H131ZM180 68H181V66H180ZM192 68H194V67H192ZM204 68V69H205ZM3 69V68H2ZM1 69V70H2ZM15 69V68H14ZM23 69V68H22ZM54 69V68H53ZM67 69V68H66ZM72 69V68H71ZM76 70H77V68H75ZM100 69H103V67L102 68H100ZM99 69V70H100ZM107 69V70H108ZM116 69V68H115ZM121 69V68H120ZM134 69H135V66H134ZM140 69V68H139ZM150 69V68H149ZM156 69V68H155ZM164 69H166V70H164ZM186 69H187V67H186ZM195 69H197V68H195ZM203 69V68H202ZM210 69V68H209ZM75 70V71H76ZM81 70V69H80ZM119 70V69H118ZM117 70V71H118ZM127 70V69H126ZM128 70H129V68H128ZM158 69L156 70V71H159ZM181 71H182V69H180ZM184 70V69H183ZM190 70H192V69H190ZM6 71V70H5ZM29 71V70H28ZM49 71V70H48ZM55 71V70H54ZM54 71H52V72H54ZM85 71V70H84ZM104 71V70H103ZM115 71V70H114ZM133 71V70H132ZM135 71V70H134ZM133 71V72H134ZM152 70H150V72H151ZM155 71V72H156ZM233 71V70H232ZM8 72V71H7ZM11 72V71H10ZM57 72V71H56ZM59 72V71H58ZM66 72V71H65ZM86 72V71H85ZM92 73L93 72H95V71H91ZM100 72H101V70H100ZM122 72V71H121ZM138 72V71H137ZM148 72V71H147ZM184 72V71H183ZM188 72V71H187ZM194 72H195V70H194ZM197 72V71H196ZM208 72H210V71H208ZM3 73V72H2ZM23 73V72H22ZM27 73H29V72H27ZM26 73V74H27ZM51 73V72H50ZM61 73V72H60ZM64 73V72H63ZM87 73V72H86ZM103 73V72H102ZM108 74L109 72H105V74ZM119 73H120V71H119ZM123 73V72H122ZM121 73V74H122ZM140 73V72H139ZM138 73V74H139ZM141 73H143V72H141ZM185 73V72H184ZM214 73V74H215ZM4 74V73H3ZM33 74V73H32ZM35 74V73H34ZM48 74V73H47ZM55 74V73H54ZM69 74V73H68ZM71 74V73H70ZM98 74V73H97ZM104 74V73H103ZM110 74H111V72H110ZM113 74V73H112ZM120 74V75H121ZM146 74V73H145ZM160 74V75H159ZM200 73H198V75H199ZM205 74V73H204ZM215 74V75H216ZM232 74V73H231ZM25 75V74H24ZM37 75V74H36ZM51 75V74H50ZM123 75V74H122ZM124 75H126L127 76V74H124ZM135 74H131V76H133V78L135 77L134 76ZM154 75H156V74H154ZM194 75V74H193ZM197 75V74H196ZM195 75V76H196ZM197 75V76H198ZM208 75V74H207ZM235 75V74H234ZM34 76V75H33ZM38 76H39V74H38ZM53 76V75H52ZM62 76V75H61ZM72 76V75H71ZM114 76H116V75H114ZM195 76H193V77H195ZM226 76V75H225ZM27 77V76H26ZM68 77H69V75H68ZM92 77V76H91ZM100 77V76H99ZM125 77V76H124ZM128 77V76H127ZM141 77V76H140ZM151 77V76H150ZM192 77V76H191ZM203 77V76H202ZM213 77H214V75H213ZM231 77V78H230ZM11 78H12V76H11ZM32 78H34V77H32ZM46 78H48V77H46ZM65 78V77H64ZM79 78V77H78ZM81 78H82V76H81ZM80 78V79H81ZM102 78V77H101ZM115 78H117V77H115ZM120 78H121V76L119 77V79L118 80H120ZM153 78V77H152ZM221 78V77H220ZM223 78V77H222ZM221 78V79H222ZM57 79V78H56ZM71 79V78H70ZM79 79V80H80ZM84 79V78H83ZM109 79V78H108ZM125 79V78H124ZM129 79V78H128ZM142 79H144V77L142 78ZM147 79V78H146ZM157 79V80H158ZM197 79H199V78H197ZM207 79V78H206ZM209 79V78H208ZM15 80V79H14ZM25 80V79H24ZM41 80V79H40ZM85 80H87V79H85ZM84 80V81H85ZM88 80H89V78H88ZM104 80V79H103ZM122 80V79H121ZM130 80V79H129ZM139 80V79H138ZM201 80V79H200ZM205 80V79H204ZM23 81V80H22ZM72 81V80H71ZM95 81H97L96 79H95ZM100 81V80H99ZM105 81H106V79H105ZM113 81V80H112ZM131 81V80H130ZM143 81V80H142ZM153 81H156V80H153ZM198 82H199V80H197ZM196 81V82H197ZM206 81V80H205ZM215 81V80H214ZM44 82V81H43ZM47 82V81H46ZM102 82V81H101ZM110 82V81H109ZM135 82V81H134ZM146 82H148V81H146ZM156 82H158V81H156ZM155 82V83H156ZM200 82H203V81H200ZM199 82V83H200ZM209 82H211V80L210 81H208V83ZM25 83V82H24ZM38 83V82H37ZM67 83V82H66ZM91 83H92V81H91ZM98 83V82H97ZM100 83V82H99ZM108 83V82H107ZM128 83V82H127ZM126 83V84H127ZM131 83V82H130ZM144 83V82H143ZM149 83V82H148ZM154 84V82H150V84ZM166 83V84H165ZM206 83V82H205ZM249 83V82H248ZM6 84H7V82H6ZM52 84V83H51ZM65 84V83H64ZM71 84V83H70ZM90 84V83H89ZM113 84H114V82H113ZM121 84V83H120ZM125 84V83H124ZM149 84V85H150ZM161 84V85H162ZM201 84V83H200ZM199 84V85H200ZM210 84V83H209ZM53 85H55V84H53ZM52 85V86H53ZM62 85V84H61ZM67 85V84H66ZM72 85V84H71ZM93 85V84H92ZM98 85V84H97ZM102 85V84H101ZM100 85V86H101ZM105 85V84H104ZM123 85V84H122ZM132 85V84H131ZM135 85V84H134ZM138 85H139V83H138ZM156 85V84H155ZM159 85V84H158ZM160 85V86H161ZM198 85V84H197ZM196 85V86H197ZM206 85V84H205ZM11 86H12V84H11ZM22 86V85H21ZM51 86V87H52ZM59 86V85H58ZM76 86V85H75ZM90 86V85H89ZM127 86H128V84H127ZM140 86V85H139ZM201 86H204V85H202L201 84ZM208 86V85H207ZM20 87V86H19ZM25 87V86H24ZM45 87V86H44ZM56 87V86H55ZM74 87V86H73ZM77 88H78V86H76ZM85 87H86V85H85ZM92 87V86H91ZM109 87V86H108ZM114 87H116V86H114ZM119 87V86H118ZM122 87V86H121ZM133 87V86H132ZM146 87V86H145ZM164 87V86H163ZM175 87V88H174ZM210 87V86H209ZM215 87V86H214ZM247 87H248V91H247ZM30 88V87H29ZM53 88V87H52ZM51 88V89H52ZM66 88H67V86H66ZM70 88V87H69ZM68 88V89H69ZM82 88V87H81ZM96 88V87H95ZM104 88V87H103ZM120 88V87H119ZM123 88V87H122ZM140 88V87H139ZM138 87H136V88H134V89H136V91H138L137 89H139ZM150 88V87H149ZM157 89L156 90H158V87H156ZM200 88V87H199ZM216 88V87H215ZM244 88H246V90L244 91ZM250 88H252V90L250 89ZM253 88L254 89H256L255 91H253ZM55 89V88H54ZM61 89V88H60ZM67 89V90H68ZM85 89V88H84ZM91 89V88H90ZM128 89V88H127ZM131 89V88H130ZM133 89V90H134ZM172 89V90H173ZM186 91H185V90ZM210 89V88H209ZM213 89V88H212ZM220 89V88H219ZM22 90V89H21ZM66 90V89H65ZM99 90V89H98ZM97 90V91H98ZM101 90V89H100ZM113 90V89H112ZM117 90H119V89H117ZM123 90H126V89H124L123 88ZM123 90H121V91H123ZM140 90V89H139ZM143 90V89H142ZM152 90V89H151ZM159 90H161V89H159ZM172 90H169V92L170 91H172ZM178 90V89H177ZM200 90H201V88H200ZM208 90V89H207ZM206 90V91H207ZM215 90V89H214ZM221 90V89H220ZM53 91V90H52ZM64 91V90H63ZM63 91L61 92V93H63ZM80 91V90H79ZM83 91V90H82ZM84 91H86V90H84ZM88 91V90H87ZM128 91H129V89H128ZM127 91V92H128ZM132 91V90H131ZM135 91V92H136ZM147 91V90H146ZM145 91V92H146ZM149 91V90H148ZM155 91V90H154ZM153 91V92H154ZM162 91V90H161ZM202 91V90H201ZM217 91V90H216ZM215 91V92H216ZM49 92V91H48ZM54 92V91H53ZM76 92V91H75ZM95 92V91H94ZM93 92V93H94ZM117 92V91H116ZM130 92V91H129ZM134 92V91H133ZM132 92V93H133ZM134 92V93H135ZM141 92H143V91H141ZM140 92V93H141ZM151 92V91H150ZM149 92V93H150ZM155 92H158V94H161L162 92H160V91H155ZM160 92V93H159ZM167 92V91H166ZM174 92V91H173ZM204 92H205V90H204ZM209 92V91H208ZM226 92H225V95L226 96H224V94H222L225 98L227 97V94H226ZM57 93V92H56ZM66 93V92H65ZM80 93V92H79ZM91 93V92H90ZM103 93V92H102ZM137 93H139V92H136V94ZM152 93V92H151ZM150 93V94H151ZM168 93V92H167ZM166 93V94H167ZM170 93H172V92H170ZM170 93H168V94H170ZM202 93H203V91H202ZM207 93V92H206ZM205 93V94H206ZM211 93V92H210ZM258 93V92H257ZM19 94V93H18ZM46 94V93H45ZM67 94H69V93H67ZM106 94H108V93H106ZM105 94V95H106ZM111 94V93H110ZM117 94V93H116ZM123 94H125V93H123ZM156 94V93H155ZM164 95H165V92L163 93ZM167 94V95H168ZM174 94H175V92H174ZM199 94H200V92H199ZM199 94H197V95H199ZM208 94V93H207ZM206 94V95H207ZM217 94V93H216ZM231 94V95H232ZM259 94V93H258ZM71 95V94H70ZM80 95V94H79ZM100 95V94H99ZM103 95V94H102ZM119 95H121V94H119ZM141 95V94H140ZM157 95V94H156ZM155 95V96H156ZM170 95H173V94H170ZM176 95V96H177ZM196 95V96H197ZM204 95V94H203ZM221 95V96H222ZM230 95V96H231ZM13 96H15L14 94H13ZM46 96V95H45ZM65 96H66V94H65ZM75 96V95H74ZM113 96V95H112ZM123 96V95H122ZM121 96V98H123ZM126 97H127V94L125 95ZM125 96H124V98H125ZM139 96V95H138ZM137 96V97H138ZM146 96V95H145ZM144 96V98H147V97H145ZM150 96V95H149ZM154 96V97H155ZM160 95H157V97L155 98V99H157L158 97H159ZM161 96H162V94H161ZM175 95H173L172 97H174ZM195 96V97H196ZM220 96V95H219ZM230 96L228 95V99L230 98ZM234 96V95H233ZM238 96V97H237ZM21 97V96H20ZM48 97V96H47ZM82 97V96H81ZM106 97V96H105ZM108 97V96H107ZM130 97H131V95H130ZM143 97V96H142ZM153 97V96H152ZM169 97H171V96H169ZM197 97H200L201 98V96L199 95V96H197ZM196 97V98H197ZM206 97V96H205ZM213 97V96H212ZM19 98V97H18ZM80 98V97H79ZM88 98V97H87ZM91 98V97H90ZM114 98V97H113ZM133 98V97H132ZM165 98H166V95H165ZM175 98H177V97H175ZM177 98V99H178ZM258 98V97H257ZM2 99V98H1ZM13 99H14V97H13ZM21 99V98H20ZM110 99V98H109ZM118 99L120 100V98L118 97ZM137 99V98H136ZM139 99V98H138ZM149 99H151V98H149ZM154 99V98H153ZM152 99V100H153ZM161 99V98H160ZM167 99H169L168 101H171L170 99L171 98H167ZM166 99V100H167ZM222 99H224L223 97H221V100ZM227 98L226 99H224L225 101L226 100H228ZM50 100V99H49ZM71 100H72V98H71ZM76 100V99H75ZM97 100V99H96ZM99 100V99H98ZM116 100H117V96H116ZM118 100V101H119ZM122 100H124V99H122ZM128 100V99H127ZM146 100V99H145ZM162 100H163V98H162ZM179 100V99H178ZM197 100V99H196ZM195 100V98H194V102L196 101ZM229 100H231V98L229 99ZM17 101H18V99H17ZM20 101V100H19ZM112 101H113V99H112ZM136 101V100H135ZM151 101V100H150ZM175 101V100H174ZM174 101L172 100V102L174 103ZM211 101V100H210ZM209 101V102H210ZM213 101V100H212ZM249 101V100H248ZM258 101V100H257ZM72 102V101H71ZM117 102V101H116ZM122 102V101H121ZM126 102V101H125ZM130 102V101H129ZM129 102H127V103H129ZM156 102V101H155ZM155 102H153V103H155ZM157 102H158V100H157ZM160 102V101H159ZM163 102H164V100H163ZM167 102V101H166ZM171 102V103H172ZM204 102V101H203ZM218 102V101H217ZM246 102V101H245ZM256 102V101H255ZM123 103V105H124V102H122ZM122 103H121V105H122ZM132 103H133V101H132ZM135 103H137V104H139L138 102H135ZM167 103H169V102H167ZM171 103H169V104H171ZM172 103V104H173ZM208 103V102H207ZM211 103V102H210ZM210 103H208V106H209V104ZM247 103V102H246ZM250 103V102H249ZM258 103V102H257ZM260 103V102H259ZM87 104V103H86ZM120 104V103H119ZM145 104V103H144ZM151 104V103H150ZM197 104H199V103H197ZM200 104H202V103H200ZM199 104V105H200ZM215 104V103H214ZM231 104V103H230ZM242 104H245V103H242ZM262 105H263V103H261ZM117 105H118V103H117ZM127 105V104H126ZM130 105V104H129ZM146 105V104H145ZM148 105V104H147ZM176 105V104H175ZM192 105H193V102H192ZM212 106H213V104H211ZM216 105V104H215ZM221 105V104H220ZM223 105V104H222ZM235 105V104H234ZM233 105V106H234ZM237 105V104H236ZM235 105V106H236ZM254 105V104H253ZM257 105V104H256ZM259 105V104H258ZM142 106V105H141ZM156 106V108H158L157 107V105H155ZM158 106L160 107L161 105H159L158 104ZM162 106H164V105H162ZM162 106H161V110L163 109L162 108ZM195 106V105H194ZM201 106V105H200ZM232 106V107H233ZM240 106V104H238L237 105V107L236 108H238ZM241 106H245V105H241ZM240 106V107H241ZM249 106V105H248ZM251 106H252V103H251ZM250 106V107H251ZM86 107V106H85ZM89 107V106H88ZM104 107V106H103ZM126 107V106H125ZM133 107V106H132ZM149 107V106H148ZM148 107H146V108H148ZM172 107V106H171ZM177 107H178V105H177ZM184 107H186V106H184ZM191 107V106H190ZM189 107V108H190ZM193 107V106H192ZM211 107V106H210ZM216 107V106H215ZM215 107H213V109L215 108ZM84 108V107H83ZM143 108H144V106H143ZM150 108V107H149ZM153 108H155L154 106H153ZM153 108L151 109V110H153ZM195 108H197V107H195ZM207 108V107H206ZM205 107H204V109H206ZM217 108V107H216ZM225 108V107H224ZM230 108V107H229ZM244 108V107H243ZM260 108V107H259ZM99 109V108H98ZM179 109H182L181 107H179ZM193 109H194V107H193ZM208 109H209V107H208ZM212 109V110H213ZM218 109V108H217ZM219 109H221V111H222V108H219ZM226 109V108H225ZM239 110H240V108H238ZM254 109V108H253ZM263 109V108H262ZM115 110V109H114ZM113 110V111H114ZM122 110V109H121ZM136 110V109H135ZM146 110V109H145ZM155 110H160V109H155ZM164 110H166V109H164ZM185 110V109H184ZM186 110H187V112H188V109L186 108ZM189 110H192V109H189ZM197 110V109H196ZM200 110V109H199ZM211 110V109H210ZM210 110H209V112H210ZM224 110V109H223ZM232 110V109H231ZM250 110V109H249ZM255 110V109H254ZM89 111H90V109H89ZM107 111V110H106ZM109 111V110H108ZM111 111H112V109H111ZM172 111V110H171ZM176 111V113H177V109L175 110ZM180 111V110H179ZM181 111H183V110H181ZM201 111H202V109H201ZM205 111V110H204ZM219 111V110H218ZM220 111V112H221ZM244 111V110H243ZM246 111V110H245ZM2 112V111H1ZM120 112V111H119ZM123 112H124V110H123ZM122 112V113H123ZM137 112V111H136ZM141 112H143V111H141ZM146 112V111H145ZM147 112H149L148 111V109H147ZM154 112V111H153ZM160 112V111H159ZM158 112V113H159ZM165 112V111H164ZM185 112V114H186V111H184ZM194 112V111H193ZM192 112V113H193ZM198 112V111H197ZM208 112V113H209ZM213 112V115H214V112H216V109H215V111H212ZM222 112H224V111H222ZM229 112V111H228ZM235 112V111H234ZM234 112H232V113H234ZM236 112H239V111H237V109H236ZM248 112V111H247ZM250 112V111H249ZM253 112V111H252ZM254 112H256V116L253 114V118L254 119H256L257 121H259L260 122V124H262V125H264V116H262L261 115V113H263V112H261L260 114H259V112L257 113V111H254ZM93 113V112H92ZM110 113V112H109ZM112 113V112H111ZM118 113V112H117ZM116 113V114H117ZM121 113V114H122ZM130 113V112H129ZM152 113V112H151ZM161 113V112H160ZM218 114H219V112H217ZM244 113V112H243ZM246 113V112H245ZM125 114V113H124ZM147 114H149V113H147ZM154 114H156L155 112H154ZM184 114V113H183ZM182 114V115H183ZM185 114H184V117H185ZM190 114V113H189ZM198 114V113H197ZM206 114H207V112H206ZM224 114V113H223ZM229 114V113H228ZM249 114H251V113H249ZM11 115V114H10ZM109 115V114H108ZM112 114H110V116H111ZM118 115V114H117ZM126 115V114H125ZM124 115V116H125ZM139 115V114H138ZM152 115V114H151ZM150 115V116H151ZM158 115V114H157ZM177 115H179V114H177ZM181 115V114H180ZM181 115V116H182ZM187 115V114H186ZM192 115V114H191ZM212 115V116H213ZM215 115H216V113H215ZM214 115V116H215ZM225 115H226V110H225ZM236 115V114H235ZM237 115H239V114H237ZM240 115H241V113H240ZM252 115V114H251ZM148 116V115H147ZM156 116V115H155ZM188 117H189V115H187ZM196 116V115H195ZM206 116V115H205ZM228 116V115H227ZM234 116V115H233ZM248 116H250V115H248ZM247 116V117H248ZM108 117V116H107ZM126 117V116H125ZM131 117V116H130ZM129 117V118H130ZM141 117V116H140ZM144 117V116H143ZM159 117V116H158ZM157 117V118H158ZM180 117V116H179ZM197 117V116H196ZM224 117V116H223ZM238 117V116H237ZM240 117V116H239ZM243 117V116H242ZM245 118H246V116H244ZM244 117H243V119H244ZM1 118V117H0ZM10 118V117H9ZM111 118V117H110ZM153 118V117H152ZM180 118H182V117H180ZM203 118V117H202ZM201 118V119H202ZM205 118V117H204ZM203 118V119H204ZM210 118V117H209ZM215 118H216V116H215ZM229 118V117H228ZM231 118V117H230ZM250 118V117H249ZM252 118V117H251ZM252 118V119H253ZM119 119V118H118ZM138 119V118H137ZM173 119V118H172ZM192 119H194V118H192ZM191 119V120H192ZM200 119V120H201ZM217 119V118H216ZM234 119V118H233ZM236 119V118H235ZM252 119H251V121H252ZM253 119V120H254ZM3 120H5V119H3ZM2 120V121H3ZM26 120V119H25ZM94 120V119H93ZM92 120V121H93ZM176 120V119H175ZM181 120V119H180ZM179 120V121H180ZM188 120V119H187ZM195 120V119H194ZM199 120V119H198ZM208 120V119H207ZM218 120V119H217ZM220 120V119H219ZM226 120V119H225ZM230 120V119H229ZM239 120V119H238ZM256 120H254L253 122H255ZM32 121V120H31ZM34 121V120H33ZM91 121V120H90ZM147 121V120H146ZM153 121V120H152ZM185 121V120H184ZM221 121V120H220ZM236 121V120H235ZM240 122H241V120H239ZM243 121V120H242ZM246 121H248L247 119H246ZM6 122V121H5ZM150 122V121H149ZM159 122V121H158ZM171 122V121H170ZM188 122V121H187ZM190 122V121H189ZM207 122V121H206ZM238 122V121H237ZM248 122H250V120L248 121ZM247 122V123H248ZM253 122H251V123H253ZM7 123V122H6ZM32 123V122H31ZM92 123V122H91ZM123 123H124V121H123ZM173 122H171V127H173L172 124ZM205 123V122H204ZM215 123V122H214ZM230 123V122H229ZM232 123H234V122H232ZM242 123H244V122H242ZM257 123V122H256ZM22 124V123H21ZM46 124V123H45ZM182 124V123H181ZM181 124H179V125H181ZM196 124V123H195ZM200 124V123H199ZM201 124H202V122H201ZM207 124V123H206ZM211 124V123H210ZM231 124V123H230ZM237 124V123H236ZM235 124V125H236ZM246 124V123H245ZM250 124V123H249ZM254 124V123H253ZM3 125V124H2ZM88 125V124H87ZM119 125V124H118ZM117 125V126H118ZM127 125V124H126ZM125 125V126H126ZM131 125V124H130ZM135 125V124H134ZM142 125V124H141ZM214 125V124H213ZM227 125V124H226ZM235 125H233V126H235ZM1 126V125H0ZM132 126V125H131ZM139 126V125H138ZM191 126V125H190ZM237 126V125H236ZM244 126V125H243ZM248 126V125H247ZM252 126V125H251ZM255 126H257V125H255ZM128 127V126H127ZM136 127V126H135ZM142 127H143V125H142ZM151 127V126H150ZM149 127V128H150ZM183 127V126H182ZM188 127V126H187ZM200 127V126H199ZM216 127V126H215ZM221 127V126H220ZM224 127H226V126H224ZM90 128V127H89ZM94 128V127H93ZM110 128V127H109ZM141 128V127H140ZM191 128H193V127H191ZM223 128V127H222ZM249 128V127H248ZM248 128H246V129H248ZM40 129V128H39ZM91 129V128H90ZM112 129V128H111ZM118 129V128H117ZM116 129V130H117ZM120 129V128H119ZM132 129H133V126H132ZM131 129V130H132ZM200 129V128H199ZM216 129H218V128H216ZM220 129V128H219ZM226 129V128H225ZM106 130V129H105ZM123 130V129H122ZM126 130H129V129H126ZM150 130V129H149ZM196 130H198L197 128H196ZM205 130V129H204ZM227 130V129H226ZM225 130V131H226ZM231 130V129H230ZM255 130V129H254ZM262 130V129H261ZM91 131V130H90ZM93 131V130H92ZM97 131V130H96ZM95 131V132H96ZM112 131V130H111ZM145 131V130H144ZM143 131V132H144ZM155 131H157V130H155ZM179 131V130H178ZM219 131H223V129L222 130H219ZM233 131V130H232ZM252 131H253V128H252ZM256 131V130H255ZM41 132V131H40ZM59 132V131H58ZM89 132V131H88ZM87 132V133H88ZM94 132V133H95ZM110 132V131H109ZM119 132V131H118ZM120 132H121V129H120ZM124 132V131H123ZM126 132V131H125ZM135 132H136V130H135ZM153 132V131H152ZM152 132L150 133V134H152ZM180 132V131H179ZM182 132V131H181ZM191 132V131H190ZM192 132H194V131H192ZM195 132H197V131H195ZM194 132V133H195ZM199 133H200V131H198ZM229 132V131H228ZM234 132V131H233ZM240 132V131H239ZM254 132V131H253ZM92 133V132H91ZM132 133V132H131ZM130 133V134H131ZM185 133V132H184ZM223 133V132H222ZM225 133H227V132H225ZM225 133H224V135H225ZM236 133H238V132H236ZM235 133V134H236ZM241 133V132H240ZM239 133V134H240ZM258 133V132H257ZM256 133V134H257ZM100 134V133H99ZM103 134V133H102ZM133 134V133H132ZM142 134V133H141ZM144 134V133H143ZM147 134V133H146ZM149 134V135H150ZM155 134V133H154ZM168 134H169V132H168ZM182 134V133H181ZM203 134H205V132L203 133ZM242 134V133H241ZM11 135V134H10ZM39 135V134H38ZM112 135V134H111ZM120 135V134H119ZM123 135V134H122ZM121 135V136H122ZM137 135V134H136ZM153 135V134H152ZM224 135H222V137L224 136ZM229 135V134H228ZM231 135H233V134H231ZM248 135H249V133H248ZM247 135V137H249L250 138V136H248ZM255 135V134H254ZM262 135V134H261ZM32 136V135H31ZM37 136V135H36ZM89 136V135H88ZM103 136V135H102ZM118 136V135H117ZM130 136V135H129ZM135 136V135H134ZM204 136V135H203ZM264 136V135H263ZM30 137V136H29ZM34 136H32V138H33ZM92 137V136H91ZM98 137V136H97ZM126 137V136H125ZM138 137V136H137ZM136 137V138H137ZM142 137H144V136H142ZM146 137H148V135L146 136ZM146 137H145V139H146ZM165 137H166V135H165ZM169 137V136H168ZM175 137V136H174ZM178 136H176V138H177ZM182 137H183V135H182ZM185 137V136H184ZM226 137V136H225ZM234 137V136H233ZM255 137V136H254ZM86 138V137H85ZM132 138V137H131ZM150 138V137H149ZM173 138V137H172ZM197 137H195V139H196ZM229 138V137H228ZM257 137H255V139H256ZM90 139V138H89ZM93 139H94V137H93ZM97 139H100V137H98ZM118 139H119V137H118ZM123 139V138H122ZM128 140H129V138H127ZM133 139V138H132ZM174 139V138H173ZM239 139V138H238ZM263 139V138H262ZM86 141H88L87 139H85ZM138 140V139H137ZM136 140V142L138 143V141ZM143 140H144V138H143ZM167 140V139H166ZM199 140V139H198ZM197 140V141H198ZM249 140V139H248ZM248 140H246L247 142H248ZM96 141V140H95ZM104 141H106L107 142V140H104ZM109 141V140H108ZM130 141V140H129ZM171 141V140H170ZM185 141V140H184ZM183 141V142H184ZM254 141V140H253ZM252 141V142H253ZM258 141H259V139H258ZM99 142V141H98ZM101 142V141H100ZM113 142H114V140H113ZM152 143H153V141H151ZM156 142V141H155ZM194 142V141H193ZM201 142V141H200ZM246 142V143H247ZM148 143V142H147ZM161 143V142H160ZM164 143V142H163ZM178 143V142H177ZM198 143V142H197ZM229 143V142H228ZM234 143V142H233ZM236 143H238L237 141H236ZM243 143V142H242ZM245 143V144H246ZM250 143H251V141H250ZM259 143V142H258ZM86 144V143H85ZM84 144V145H85ZM109 144V143H108ZM121 144V143H120ZM119 144V145H120ZM132 144V143H131ZM139 144V143H138ZM141 144H142V142H141ZM169 144V143H168ZM182 144V143H181ZM187 144H189L188 142H187ZM202 144V143H201ZM222 144V143H221ZM227 144V143H226ZM249 144V143H248ZM93 145V144H92ZM101 145V144H100ZM111 145H112V142H111ZM118 145V144H117ZM126 145V144H125ZM161 145V144H160ZM179 145V144H178ZM198 145V144H197ZM206 145H207V143H206ZM212 145H215V144H212ZM88 146V145H87ZM94 146V145H93ZM97 146V145H96ZM124 146V145H123ZM122 146V147H123ZM136 146V145H135ZM146 146H148V145H146ZM188 146V145H187ZM186 146V147H187ZM192 146V145H191ZM201 146V145H200ZM222 146V145H221ZM241 146V145H240ZM253 146H255V145H253ZM92 147V146H91ZM106 147H108V146H106ZM112 147V146H111ZM134 147V146H133ZM158 147V146H157ZM164 147H165V145H164ZM172 147V146H171ZM178 147V146H177ZM176 147V148H177ZM179 147H180V145H179ZM230 147V146H229ZM232 147V146H231ZM256 147V146H255ZM86 148V147H85ZM132 148V147H131ZM139 148V147H138ZM169 148V147H168ZM168 148H165V149H168ZM194 148V147H193ZM219 148V147H218ZM225 148V146H222V148L221 149H224ZM236 148V147H235ZM245 148V147H244ZM88 149V148H87ZM92 149V148H91ZM123 149V148H122ZM135 149V148H134ZM143 149H145V147L143 148ZM159 149V148H158ZM161 149V148H160ZM181 149H183V148H181ZM201 149V148H200ZM206 149V148H205ZM209 149V148H208ZM220 149V148H219ZM227 149V148H226ZM253 149H254V147H253ZM218 150V149H217ZM243 150V149H242ZM90 151V150H89ZM95 151V150H94ZM108 151V150H107ZM133 151V150H132ZM135 151V150H134ZM155 151V150H154ZM167 151H169V149L167 150ZM174 151H175V149H174ZM193 151V150H192ZM200 151V150H199ZM212 151V150H211ZM224 151V150H223ZM228 151H229V149H228ZM235 151V150H234ZM240 152H241V150H239ZM93 152V151H92ZM109 152V151H108ZM129 152V151H128ZM136 152H137V150H136ZM166 152V151H165ZM203 152H206V150L205 151H203ZM225 152V151H224ZM246 152V151H245ZM120 153H123V152H120ZM159 153V152H158ZM168 153H171V151L170 152H168ZM167 153V154H168ZM174 153V152H173ZM176 153V152H175ZM182 153V152H181ZM192 153V152H191ZM209 153V152H208ZM234 153V152H233ZM257 153V152H256ZM105 154H106V152H105ZM109 154V153H108ZM127 154V153H126ZM125 154V155H126ZM135 154V153H134ZM156 154H157V152H156ZM160 154V153H159ZM172 154V153H171ZM193 154V153H192ZM200 154V153H199ZM210 154V153H209ZM211 154H213V152L211 153ZM217 154V153H216ZM236 154V153H235ZM241 154H243V153H241ZM122 155V154H121ZM120 155V156H121ZM140 155V154H139ZM163 155V154H162ZM165 155V154H164ZM177 155V154H176ZM214 155V154H213ZM228 155V154H227ZM237 155V154H236ZM236 155H235V157H236ZM260 155V154H259ZM258 155V156H259ZM136 156V155H135ZM141 156V155H140ZM139 156V157H140ZM145 156V155H144ZM143 156V157H144ZM150 156V155H149ZM155 156V155H154ZM160 156V155H159ZM175 156V155H174ZM178 156V155H177ZM181 156H182V154H181ZM200 156V155H199ZM218 156H221V155H218ZM233 156H234V154H233ZM237 156H239V154L237 155ZM118 157H119V155H118ZM146 157V156H145ZM161 157V156H160ZM194 157V156H193ZM197 157V156H196ZM201 157V156H200ZM199 157V158H200ZM203 157V156H202ZM206 157V156H205ZM209 157V156H208ZM262 157V156H261ZM124 158V157H123ZM128 158V157H127ZM171 158H172V156H171ZM175 158V157H174ZM186 158V157H185ZM195 158V157H194ZM198 158V159H199ZM210 158V157H209ZM213 158H215V157H213ZM212 158V159H213ZM217 158V157H216ZM221 158V157H220ZM229 158H230V156H229ZM232 158V157H231ZM240 158H243V156H240ZM244 158H245V156H244ZM250 158V157H249ZM126 159V158H125ZM156 159H157V157H156ZM187 159V158H186ZM202 159V158H201ZM200 159V160H201ZM206 159V158H205ZM219 159V158H218ZM236 159V158H235ZM252 159L254 160V157H252ZM252 159H250V160H252ZM123 160V159H122ZM132 160V159H131ZM147 160V159H146ZM146 160H144V161H146ZM161 160V159H160ZM164 160V159H163ZM172 160V159H171ZM177 160H178V158H177ZM179 160H180V158H179ZM214 160H217V159H214ZM227 160V159H226ZM230 160V159H229ZM246 160H248V159H246ZM252 160V161H253ZM257 160V159H256ZM127 161V160H126ZM157 161H159V160H157ZM174 161V160H173ZM181 161V160H180ZM187 161V160H186ZM194 161V160H193ZM192 161V162H193ZM201 161H205V160H201ZM201 161H199V162H201ZM241 162H242V160H240ZM146 162H149V160L148 161H146ZM197 162V161H196ZM228 162V161H227ZM226 162V163H227ZM231 162V161H230ZM237 162H239L238 160H237ZM151 163H152V161H151ZM163 163V162H162ZM174 163V162H173ZM176 163V162H175ZM182 163V162H181ZM198 163V162H197ZM196 163V164H197ZM205 163V162H204ZM208 163V162H207ZM210 163V162H209ZM208 163V164H209ZM222 163V162H221ZM236 163V162H235ZM243 163V162H242ZM158 164V163H157ZM176 164H178V163H176ZM189 164H190V162H189ZM193 164V163H192ZM207 164V165H208ZM210 164H212V163H210ZM214 164V163H213ZM233 164V163H232ZM247 164V163H246ZM153 165V164H152ZM156 165V164H155ZM186 166L188 165V164H185ZM206 165V164H205ZM221 165V164H220ZM219 165V166H220ZM238 165V164H237ZM243 165V164H242ZM248 165V164H247ZM116 166V165H115ZM169 166H171V165H169ZM180 166V165H179ZM182 166V165H181ZM190 166V165H189ZM189 166H187V167H189ZM193 166V165H192ZM192 166H191V169H192ZM196 166V165H195ZM202 166V165H201ZM234 166V165H233ZM239 166V165H238ZM244 167H246L245 165H243ZM264 165H262V167H263ZM206 167V166H205ZM204 167V168H205ZM217 166H215V167H213V168H216ZM222 167V166H221ZM240 167H241V165H240ZM252 167V166H251ZM261 167V168H262ZM166 168V167H165ZM171 168L172 169H170V168H168V169H170V170H175V169H177L178 170V168H177V166L176 165H174V167L173 166H171ZM183 168H184V166H183ZM220 168V167H219ZM247 168V167H246ZM162 169H164L163 167H162ZM161 169V170H162ZM180 169H181V167H180ZM199 169V168H198ZM206 169H208V168H206ZM211 170V169H210ZM217 170V169H216ZM226 170H227V168H226ZM237 170V169H236ZM235 170V171H236ZM246 170V169H245ZM260 170V169H259ZM262 170V169H261ZM263 170H264V168H263ZM193 171V170H192ZM194 171H196V170H194ZM198 171V170H197ZM196 171V172H197ZM213 171V170H212ZM229 171V170H228ZM227 171V172H228ZM199 172V171H198ZM197 172V173H198ZM202 172H204V171H202ZM206 172V171H205ZM204 172V173H205ZM223 172V171H222ZM261 172V171H260ZM182 173V172H181ZM214 173V172H213ZM221 173V172H220ZM224 173V172H223ZM233 173V172H232ZM203 174V173H202ZM230 174H231V172H230ZM264 174V173H263ZM223 175V174H222ZM254 175V174H253ZM150 176V175H149ZM159 176V175H158ZM165 176V175H164ZM163 176V177H164ZM167 176V175H166ZM232 176V175H231ZM173 177V176H172ZM175 177V176H174ZM193 177V176H192ZM216 177V176H215ZM241 177V176H240ZM249 177H250V175H249ZM252 177L253 176H251V179H252ZM256 178L258 177V176H255ZM158 178V177H157ZM196 178V177H195ZM194 178V179H195ZM247 178V177H246ZM255 178V179H256ZM152 179H153V177H152ZM161 179V178H160ZM173 179H175L176 180V177L175 178H173ZM209 179V178H208ZM239 180H240V178H238ZM250 179V180H251ZM261 179V178H260ZM159 180V179H158ZM157 180V181H158ZM163 180V179H162ZM170 180V179H169ZM172 180V179H171ZM203 180V179H202ZM213 180H215L214 178H213ZM212 180V181H213ZM217 180V179H216ZM226 180V179H225ZM248 180V179H247ZM253 180V179H252ZM167 181V180H166ZM228 181V180H227ZM236 181V180H235ZM238 181V180H237ZM151 182V181H150ZM172 182H174V181H172ZM176 182H178L177 180H176ZM192 182V181H191ZM204 182V181H203ZM202 182V183H203ZM215 182V181H214ZM258 182H260V181H258ZM152 183V182H151ZM150 183V184H151ZM161 183V182H160ZM165 183V182H164ZM168 183V182H167ZM171 183V182H170ZM208 183V182H207ZM226 183V182H225ZM241 183V182H240ZM175 184V183H174ZM254 184V183H253ZM262 184H264V183H262ZM189 185V184H188ZM195 185H196V183H195ZM221 185V184H220ZM226 185V184H225ZM239 185V184H238ZM257 185V184H256ZM159 186H160V184H159ZM169 186V185H168ZM191 186V185H190ZM224 186V185H223ZM246 186H248V185H246ZM245 186V187H246ZM254 186V185H253ZM264 186V185H263ZM152 187V186H151ZM154 187V186H153ZM152 187V188H153ZM167 187V186H166ZM178 187V186H177ZM192 187V186H191ZM197 187V186H196ZM199 187V186H198ZM211 187V186H210ZM215 187V186H214ZM218 187V186H217ZM221 187V186H220ZM242 187V186H241ZM261 187H262V185H261ZM165 188V187H164ZM172 188H173V185H172ZM190 188V187H189ZM204 188V187H203ZM207 188V187H206ZM226 188H227V186H226ZM259 188V187H258ZM175 189V188H174ZM173 189V190H174ZM210 189V188H209ZM208 189V190H209ZM214 188H212V189H210V190H213ZM255 189H257V188H255ZM155 189H153V191H154ZM176 190V189H175ZM192 190H193V188H192ZM204 190V189H203ZM207 190V189H206ZM209 190V191H210ZM229 190V189H228ZM248 190V189H247ZM251 190V189H250ZM147 191V190H146ZM148 191H149V189H148ZM169 191V190H168ZM187 191H189L188 189H187ZM195 191V190H194ZM218 191V190H217ZM256 191V190H255ZM197 192V191H196ZM195 192V193H196ZM258 192H260V191H258ZM262 192V191H261ZM264 192V191H263ZM149 193V192H148ZM152 193V192H151ZM150 193V194H151ZM154 193H156V192H154ZM153 193V194H154ZM158 193V192H157ZM166 193H167V191H166ZM178 193V192H177ZM188 193V192H187ZM198 193V192H197ZM218 193V192H217ZM219 193H221V192H219ZM245 193V192H244ZM257 193V192H256ZM159 194V193H158ZM164 194V193H163ZM173 194V193H172ZM175 194V193H174ZM189 194V193H188ZM194 194V193H193ZM201 194V193H200ZM231 194V193H230ZM242 194V193H241ZM247 194V193H246ZM250 194V193H249ZM254 194V193H253ZM264 194V193H263ZM197 195V194H196ZM212 195V194H211ZM218 195H220V194H218ZM223 195V194H222ZM151 196V195H150ZM164 196V195H163ZM162 196V197H163ZM170 196V195H169ZM173 196V195H172ZM205 196H206V194H205ZM204 195H203V197H205ZM258 196V195H257ZM260 196H262V195H260ZM174 197V196H173ZM193 197V196H192ZM196 197V196H195ZM209 197V196H208ZM244 197H246L245 195H244ZM181 198V197H180ZM237 198H239V197H237ZM251 198H252V196H251ZM259 198V197H258ZM263 198V197H262ZM178 199V198H177ZM193 199V198H192ZM198 199V198H197ZM200 199V198H199ZM202 199H204V198H202ZM233 199H236V198H233ZM240 199H241V197H240ZM261 199V198H260ZM264 199V198H263ZM157 200H159V199H157ZM245 200H246V198H245ZM244 200V201H245ZM249 200V199H248ZM262 200V199H261ZM198 201V200H197ZM232 201V200H231ZM234 201V200H233ZM238 201V200H237ZM241 201L242 200H239L238 202H240L241 203ZM251 201V200H250ZM253 201V200H252ZM251 201V202H252ZM246 202H248L249 203V201H246ZM257 202V201H256ZM155 203H157V202H155ZM192 203H193V201H192ZM235 203H236V201H235ZM252 203H255V202H252ZM258 203V202H257ZM260 203V202H259ZM242 204H244V202L242 203ZM247 204V203H246ZM256 204V203H255ZM262 204H264V200L262 201ZM152 205V204H151ZM240 205V204H239ZM254 205V204H253ZM249 206V205H248ZM259 206H260V204H259ZM228 207V206H227ZM226 207V208H227ZM262 208H263V206H262ZM239 209H241V208H239ZM249 209V208H248ZM252 209V208H251ZM264 209V208H263ZM222 210V209H221ZM225 210V209H224ZM232 210V209H231ZM236 210V209H235ZM244 210V209H243ZM246 210V209H245ZM257 210V209H256ZM158 211V210H157ZM219 211V210H218ZM230 211V210H229ZM242 211V210H241ZM248 211V210H247ZM253 211V210H252ZM187 212V211H186ZM211 212V211H210ZM240 212V211H239ZM250 212H251V210H250ZM226 213V212H225ZM245 213H247V212H245ZM255 213H257V212H255ZM259 213H262V212H260L259 211ZM187 214V213H186ZM185 214V215H186ZM217 214V213H216ZM228 214H230V213H228ZM240 214V213H239ZM249 214V213H248ZM263 214V213H262ZM187 215H189V214H187ZM221 216L223 215V214H220ZM219 215V216H220ZM225 215V214H224ZM227 215V214H226ZM236 215H238V214H236ZM243 215V214H242ZM205 216H207V215H205ZM214 216L216 217V215L214 214ZM213 216V217H214ZM218 216V217H219ZM229 216V215H228ZM232 216V215H231ZM244 216V215H243ZM184 217V216H183ZM197 217V216H196ZM245 217V216H244ZM243 217V218H244ZM263 217V216H262ZM186 218V217H185ZM212 218V217H211ZM237 218V217H236ZM236 218H235V220H236ZM239 218V217H238ZM237 218V219H238ZM188 219V218H187ZM193 219V218H192ZM197 219V218H196ZM216 219V218H215ZM228 220H229V218H227ZM250 219V218H249ZM257 219H259V218H257ZM256 219V220H257ZM264 219V217L261 219V221ZM212 220H214V219H212ZM221 220V219H220ZM228 220L226 221V222H228ZM239 220V219H238ZM244 220V219H243ZM260 220V219H259ZM258 220V221H259ZM180 221V220H179ZM251 221V220H250ZM257 221V222H258ZM212 222V221H211ZM214 222V221H213ZM212 222V223H213ZM236 222V221H235ZM244 222V221H243ZM248 222V221H247ZM252 222H253V220H252ZM264 222V221H263ZM262 222V223H263ZM203 223H205V222H203ZM215 223V222H214ZM233 223V222H232ZM250 223V222H249ZM256 223V222H255ZM259 223V222H258ZM261 223V222H260ZM261 223V224H262ZM247 224V223H246ZM261 224L260 225H258L259 227H256V231H254V233L253 232H251V233H248V234H251V235H248V236H251V237H249V238H247L248 236H246V240H247V243H246V241H243V243L245 242V244H242V239H241V237H237L238 235H237V233H235L234 232V234H232L231 235V240L232 241H230V237H229V240H228V242H230V244L232 245V247H231V245H230V249L228 250V249H225L224 248V246H225V244L223 243V241H221V239L223 240V238H220V241L222 242V243H217V241H216V243L217 244H212V243H210V245L209 246H206V245H208L209 243V240H210V238H209V240H208V242H207V244L205 245L203 242H202V244H198V245H196V246H194V244H193V246H192V248H196V250H197V248H199V250H201V251H199L200 253H201V255L203 256L202 258H201V263L202 264H264V237H263V235H262V233L264 232V226L262 227L261 226ZM174 225V224H173ZM204 225V224H203ZM218 225V224H217ZM252 225V224H251ZM171 226V225H170ZM216 226V225H215ZM221 226V225H220ZM232 226H234V225H232ZM243 226V225H242ZM253 226V225H252ZM252 226H250V227H252ZM257 226V225H256ZM197 227V226H196ZM200 227V226H199ZM213 227V226H212ZM227 227V226H226ZM238 227V226H237ZM237 227H236V231L238 230L237 229ZM247 227H249L248 225H247ZM198 228V227H197ZM219 228V227H218ZM225 228V227H224ZM223 228V229H224ZM228 228H230V227H228ZM246 228V227H245ZM244 228V229H245ZM163 229V228H162ZM175 229V228H174ZM208 229V228H207ZM211 229H214V228H211ZM216 229V228H215ZM214 229V230H215ZM220 229V228H219ZM226 229V228H225ZM167 230H168V228H167ZM188 230V229H187ZM190 230V229H189ZM231 230V229H230ZM232 230H233V228H232ZM231 230V231H232ZM243 230V229H242ZM176 231V230H175ZM202 231V230H201ZM224 231V230H223ZM229 231V230H228ZM228 231H227V234H228ZM247 231V230H246ZM250 231H251V228H250ZM253 231V230H252ZM202 232H204V231H202ZM206 232V231H205ZM221 232V231H220ZM230 232V231H229ZM233 232V231H232ZM245 234H247L245 231H243ZM249 232V231H248ZM198 234H200L199 232H197ZM216 233V232H215ZM194 234V233H193ZM214 234V233H213ZM242 234V233H241ZM240 234V235H241ZM190 235H191V233H190ZM197 235V234H196ZM205 235V234H204ZM222 235V234H221ZM235 235H237L236 237H235ZM195 236V235H194ZM199 236V235H198ZM208 236V235H207ZM212 236V235H211ZM215 235H213V237H214ZM242 236V235H241ZM212 237V238H213ZM217 237H218V235H217ZM261 237H263V238H261ZM198 238V237H197ZM203 238H205V237H203ZM227 238V237H226ZM237 238H239V240L237 239ZM196 239V238H195ZM199 239V238H198ZM213 239H215V238H213ZM203 240H206L207 241V239H203ZM212 240V239H211ZM241 240V241H240ZM243 240H245V239H243ZM192 241H194V240H192ZM201 241V240H200ZM220 241H218V242H220ZM225 241V240H224ZM253 241V242H252ZM154 243V242H153ZM157 243V242H156ZM162 243V242H161ZM193 243H195V242H193ZM225 243H227V242H225ZM172 244H173V242H172ZM179 244H181V243H179ZM185 244V243H184ZM188 244V243H187ZM204 244V245H203ZM222 244H224V246L222 245ZM248 244H249V246H248ZM169 245V244H168ZM183 245V244H182ZM190 245V244H189ZM188 245V246H189ZM160 246V245H159ZM170 246V245H169ZM178 247V246H177ZM180 247V246H179ZM181 249H183V248H181ZM198 252V253H199ZM196 251H195V255H196ZM199 253V254H200ZM173 257H175V256H173ZM169 258V257H168ZM197 258V257H196ZM260 259H263V261L262 262H260ZM169 260V259H168ZM171 260V259H170ZM192 261V260H191ZM190 262V261H189ZM195 262V261H194ZM160 263V262H159ZM168 263V262H167ZM172 263H173V260H172ZM171 263V264H172ZM180 263V262H179ZM181 263H183V262H181ZM185 263V262H184ZM192 263V262H191ZM178 264V263H177ZM194 264V263H193Z\"/></svg>", "mask_w": 264, "mask_h": 264}]
</instances>
